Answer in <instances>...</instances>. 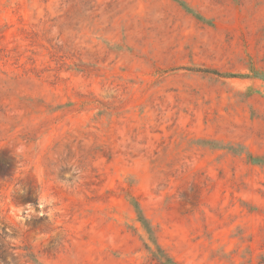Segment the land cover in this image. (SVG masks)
<instances>
[{
  "label": "rangeland",
  "instance_id": "rangeland-1",
  "mask_svg": "<svg viewBox=\"0 0 264 264\" xmlns=\"http://www.w3.org/2000/svg\"><path fill=\"white\" fill-rule=\"evenodd\" d=\"M0 264H264V0H0Z\"/></svg>",
  "mask_w": 264,
  "mask_h": 264
},
{
  "label": "trees",
  "instance_id": "trees-1",
  "mask_svg": "<svg viewBox=\"0 0 264 264\" xmlns=\"http://www.w3.org/2000/svg\"><path fill=\"white\" fill-rule=\"evenodd\" d=\"M0 176H2L1 170H0ZM164 264H175V263L169 260L168 258H164Z\"/></svg>",
  "mask_w": 264,
  "mask_h": 264
}]
</instances>
